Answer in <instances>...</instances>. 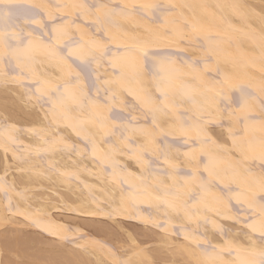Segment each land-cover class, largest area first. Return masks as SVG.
Wrapping results in <instances>:
<instances>
[{"label": "snow or ice", "instance_id": "1", "mask_svg": "<svg viewBox=\"0 0 264 264\" xmlns=\"http://www.w3.org/2000/svg\"><path fill=\"white\" fill-rule=\"evenodd\" d=\"M261 3L264 5V0ZM210 7V15L221 20L229 10L245 19L250 15L258 16L260 27L248 33V38L258 49L253 64L259 61L261 75L258 78L250 75L245 80L224 74L222 78L208 81L194 76L200 83L183 94L190 107L180 113L172 84L180 68L172 54L164 49L185 41L188 42L185 47H189L201 39L216 40L208 34L205 21L196 11ZM245 7L237 3L176 5L151 0L116 5L0 0V89L11 91L10 96L0 99V152L3 153L0 158V264H264V167L259 174L248 171L246 189L237 196L247 210L244 229L237 236L224 239L219 246L196 231L184 232V242L178 250L176 245L164 241L150 243L154 239L147 234L151 228L145 233L126 227L117 230L115 225L120 221L116 217L137 218L135 204L141 193L133 191L132 186L121 187L119 203L115 199L100 202L93 198L91 203L84 202L73 209L84 218L103 217L86 222L101 231L107 225L111 229L110 240L88 241L86 234L70 239L68 230L54 227L43 215L32 213L30 206L25 207L30 199V186L43 183L45 179L51 181L53 176L71 180L77 175L61 171L55 161L58 153L71 158L78 151L76 143L59 135L61 123L85 140V150L87 144L92 143L95 155L94 137L101 134L109 140L115 137L124 144L132 142L130 136H138L144 141L143 150L147 151L146 145L155 143L158 116L175 117L169 121V131L164 134L177 139L166 142V148L155 154L157 160H162L161 175L173 180L166 188L154 189L158 206L164 207L170 219L174 213L176 217L182 215L191 220L204 210L195 196L187 192L186 184L176 179L180 175L182 157L183 163L196 169L204 164L205 170L223 153L237 160L251 157L264 161V7L259 13L252 10L250 14L244 11ZM177 8L183 19L179 27L178 21L167 15L174 14ZM184 9L192 13L191 17ZM77 15L93 17L98 30L105 31L108 40L71 38L70 28L75 23L71 17ZM121 20L134 21L135 27L125 29L119 23ZM109 29L116 31L110 33ZM109 41L120 45L110 58L113 50L108 47ZM65 48L68 49L66 54ZM41 51L58 60L61 74L56 80L35 76L33 66L36 54ZM214 55L219 53L210 44L206 56ZM109 66L113 69L111 73ZM149 75L159 95L145 93L143 98L136 95V103L124 100L117 111V86L129 77L140 80ZM29 78L33 79V84L26 91L9 88L16 84L25 89L22 81ZM145 107L147 111H142ZM138 111L145 119L151 115V126H137L135 113ZM32 118L41 121L40 130L34 132L39 142L25 155L16 147L21 131L18 120ZM213 124L226 129L230 145L213 138L210 134ZM257 124L261 130L259 137L250 135ZM93 128L97 131L92 132ZM181 141L190 149L183 151L182 157ZM118 150V145L114 144L113 151ZM32 153L41 161L47 159L48 167L38 168L32 162ZM141 219L146 226L167 230L166 222L151 216ZM24 228L38 231L27 234ZM177 254L184 259L172 258Z\"/></svg>", "mask_w": 264, "mask_h": 264}, {"label": "bare ground", "instance_id": "2", "mask_svg": "<svg viewBox=\"0 0 264 264\" xmlns=\"http://www.w3.org/2000/svg\"><path fill=\"white\" fill-rule=\"evenodd\" d=\"M64 2L87 4L103 2L116 5L125 2H143V0H51V3ZM151 2L209 6L223 3H237L245 5L246 7L244 11L249 14L252 10L259 13L261 8L264 7L261 0H151ZM180 11L181 10L177 8L174 14H167L169 19H176L178 21L177 27L183 24ZM196 11L197 15L205 21L208 34L215 36L216 40L209 42L201 39L199 43H194L189 47H185V44L188 43L185 41L179 46L168 47L172 50H181L184 53L182 57L172 55V58L176 61V66L180 68V73L175 75L172 81L173 92L175 93L179 105L178 112L180 113H183L185 108L190 107L183 94L197 87L200 83V80L193 79L194 76L198 75L204 81H208L222 78L224 74H231L239 79L245 80L250 75L256 78L261 75L259 61L256 60L255 64H253L254 56H258V49L254 48L253 43L248 38V33L254 28L258 31L260 27L258 16L250 15L249 19H245L241 15L233 14L231 10H229L226 14V18L221 20L219 17H213L210 15L212 12L211 7L208 9H197ZM184 12L188 17H191L192 13L189 10L184 9ZM77 16L80 20L72 24L70 28L71 38L74 40H80L83 36L85 40L89 37H94L98 40H108V35L105 34V31L98 30L99 26L94 23L93 17ZM74 17L76 18V16H73L71 19L73 20ZM161 19H163V17H161ZM87 23H90L91 25L88 27V25H86ZM119 23L123 25L125 29H132L135 27L134 21L121 20ZM115 31L116 29H109L110 33H115ZM99 33H101V35H99ZM210 44L213 48L217 49L219 53L218 56L214 55L211 58L206 56ZM108 47L113 50V52L110 53V58L112 54L116 53V50L120 45L109 41ZM67 51L68 49L65 48L64 53L66 54ZM33 71L35 76L41 79L56 80L61 74L58 60L49 57L42 51L36 54ZM108 71L109 73L113 72L111 66H109ZM26 80L30 81L29 84H33L32 78ZM26 80H24V85L29 82H26ZM27 87L28 86H25V89H20L16 84L9 85V88L16 92L26 91ZM117 87L119 88V93L116 101V109L123 106L122 101L127 100L128 96H131L129 102L132 101V103H136L134 99L136 95H139L142 98L145 93L159 95V93L156 92L150 75L143 77L140 80L129 77ZM129 92H132L133 95H129ZM6 95L10 96L11 91L4 92L0 89V99H3ZM129 107H131V105ZM142 111H147V107L142 109ZM135 114L140 117L139 111ZM42 115L43 114L41 113V121ZM140 118L144 117L141 116ZM173 119H175V117L171 115L158 116L159 127H157V132L155 134V143L146 145L147 151L143 150L145 147L144 141L138 136H130L129 139L132 142L124 144L118 142L115 137H112L109 140L108 138L102 137L101 134L94 137L95 155L93 154L92 143H88L87 149L85 150V140L82 137H77L71 128H68L61 123L58 126L59 135L67 137L69 142L76 143L78 151L74 152L71 158L67 155L58 153L55 156V161L58 163L61 171L75 172L77 175L71 180H69L68 177L58 178L53 176L51 181L45 179L43 183H36L35 185L30 186V199L25 207L30 206L32 213L43 215L46 222H50L54 227L59 226L62 229L68 230L67 235L69 238H73L76 235L86 234L85 238L88 241L93 239H108L110 238L111 229L109 228L108 230L107 225L104 226V231H101L98 226L86 222L92 219L100 220L103 219V217H89L84 221V217H81L80 214L73 209L77 208L84 202L91 203L93 198L100 202L115 199V201L119 203L122 194V185L125 189L132 186L133 191L141 193L135 204L137 218L132 219V221H138L142 226L141 230L137 228V231L145 233L148 228L152 227L151 225L146 226L141 219H146L149 216L154 220H159L162 223L166 222L167 224L166 231L155 232L153 229L152 232L150 231L151 233L154 232V239L150 241V243L154 242L159 244L164 241L168 244L176 245L179 250V246L184 242L185 231H196L200 233L202 237L206 236L211 240L213 245L217 246L222 244L224 239H231L232 237L237 236V234L245 227L241 217H244L247 211L246 206L238 202L237 196L246 189V182L249 179L248 171L251 170L254 174L260 173L262 168L259 163L256 162L259 166H256L254 163V160L258 158L250 157L248 159L237 160L234 156L223 153L216 157L209 170H205L204 164H200L198 169H196L192 165L183 163L182 152L190 149L189 147H182V145L180 175L177 176L176 179L179 180L181 184H186L187 192L195 196L196 202H199L204 210L199 216L193 217L191 220L182 215L176 217L174 213L171 214L172 218L170 219L165 215L164 207L162 205L158 206V202L155 200L156 192L154 189L157 186L161 189L166 188L173 183V180L170 179L168 175H161L163 172L162 160H157L162 167L160 170L151 167L150 164L154 165L156 163V165H158L157 162L154 161V163L152 161L155 159V154L159 150L166 148V142H170L167 140L169 138L165 139V136H169L173 141V137L175 136L164 134L169 131V121ZM41 121H37L35 118L18 120V127L21 131L16 147L22 154L28 155V150L34 148L39 142V138L34 132L40 130ZM151 125V115H148L146 121H137V126L139 127H147ZM213 126H215V124ZM53 127L56 126L54 125ZM217 130L211 127L210 134L213 138H219L221 144L227 143V145H230L231 140L227 137L226 129L225 136H221ZM96 131L95 128L92 129V132ZM250 135L256 137L261 135V130L258 124L252 129ZM175 140L176 139H174V141ZM114 144L118 145L120 150L113 151ZM2 155L3 153L0 152V158H2ZM150 157L154 158L151 160V163L149 161L151 159ZM74 160L79 161V163L74 164ZM204 160L205 163H207L206 157ZM32 162L37 165L38 168H47L49 165L47 159L41 161L37 159L34 153H32ZM116 178H118V180ZM161 181L164 183L161 184ZM217 183L219 184L218 186L222 185L223 188L221 187L222 189H220L217 186ZM124 194L127 195V193ZM185 198H187V196H185ZM233 202L234 204L237 203L244 207L241 208L243 210L239 212H237L238 210L234 211V206L232 205ZM191 203L192 201H190V204ZM141 204H145L144 206H146V209L148 210L143 211L144 207H140ZM66 213L74 214L73 216L77 219L83 218V220L82 222L80 221L81 223L77 222V220H74L75 217H71ZM116 219L120 221L119 224L115 225L117 230L125 227V225L123 226L122 224L124 219L129 220V218L123 216L116 217ZM120 219L123 220L121 221ZM85 227H91V233L87 232ZM175 227L180 229V234ZM132 228L127 229L137 232L136 228H133V230ZM223 228L225 229L224 231H222ZM25 229L26 228H24L23 231L30 234V230ZM174 229L175 231H173ZM217 230L221 231V233ZM100 232L104 234L102 235ZM173 232H176V235L180 236H174ZM98 234L102 236H98ZM81 243H84V241H81ZM71 246L72 245H69V247ZM172 258L177 260L184 259V257L179 254Z\"/></svg>", "mask_w": 264, "mask_h": 264}, {"label": "rangeland", "instance_id": "3", "mask_svg": "<svg viewBox=\"0 0 264 264\" xmlns=\"http://www.w3.org/2000/svg\"><path fill=\"white\" fill-rule=\"evenodd\" d=\"M73 20L76 22V21H79L80 18H79L78 16H76V18L74 17ZM86 25H88V27H89L91 24H90V23H87ZM99 35H101V33H99ZM164 50H165V51L167 50V52L169 51V53H171L172 55H174V56H176V57H182V56L184 55V53H183L181 50H179V51H178L177 49L172 50V49H170V48H166V49H164ZM170 50H171V51H170ZM27 81H29V80H26V82H27ZM24 82H25V81L23 80V83H24ZM31 82H32V81H31ZM29 83H30V81L27 82V83H25V84H26L25 86H30L31 84H29ZM32 83H33V82H32ZM130 99H131V96H128L127 101H130ZM131 103H132V101H131ZM130 105H131V104H129V106H130ZM118 108H119V107H118ZM119 109H120V108H119ZM119 109H116V110L119 111ZM139 115H140V114H139ZM137 116H138V115H137ZM140 117H141V115H140ZM140 117H138V121H139V120L146 121V120L148 119V117H147L146 120H145V117H144V116H143L144 118H140ZM213 125H214V124H213ZM213 125H212L211 127H212L213 129H215V130L218 129L217 131L219 132V134H220L221 136H225V135H226V134H225V129H222V128H220V127H217L216 125H215V126H213ZM223 134H224V135H223ZM165 137H166L165 139L169 138V139H167V140H169L170 142H172V138H170L169 136H165ZM174 139H177V138L173 137V141H174ZM161 140H162V139H161ZM181 142H182V141H181ZM182 145H183V143H181V146H182ZM184 146H185V145H183L182 147H184ZM185 147H188V146H185ZM154 157H155V156H154ZM150 158H151V159H150ZM150 158H149V159H150L149 161H150V163H151V160L154 159V158H152V157H150ZM155 159H156V157H155ZM155 159H154L152 162L155 161V162L158 163L157 159H156V160H155ZM155 162H154V163H155ZM256 162L259 163V165H260L261 168L264 167V162H263V161H261V160H259V159H255V160H254L255 165H256V166H259ZM150 166L153 167V168L159 169V170L162 169V167H161V165H160L159 163H158V165H156V163H155L154 165H153V164H150ZM158 166H159V167H158ZM160 167H161V168H160ZM218 185H219V184L217 183V186H218ZM122 186H123V185H122ZM218 187H219L220 189L223 188L222 185H220V186H218ZM221 187H222V188H221ZM144 205H145V204H144ZM144 205H143V204L140 205V207H142V208L144 207V208H143L144 210H143V209H142V210H143V211L148 210V209H146L147 207L144 206ZM232 205L234 206V209H233V208H232V209H233L234 211L238 210L237 212L243 210V209H241V208H244V207H242L241 205H239V204H237V203L234 204V202H233ZM235 205H236V206H235ZM239 208H240V209H239ZM66 214H68V215L71 216V217L74 215V214H69V213H66ZM246 215H247V211H246V214H245L244 217H246ZM73 217H75V216H73ZM244 217H241V218L243 219V221L247 218V217H246V218H244ZM85 219H88V218H84V221H85ZM242 219H241V220H242ZM74 220H75V221L77 220V222H80V221L82 222L83 218H81V219L78 218V219H77V218L75 217ZM120 220H121V219H120ZM122 220H123V219H122ZM122 220H121V221H122ZM130 220H131V221H130ZM123 221H124V222H123ZM123 221H122V224H123V226L125 225L126 228L131 229L132 226H133V228H136V231L138 230L137 228H139V229L141 230V227H142V226H141V224H140L138 221H136V220H133V221H132V219H129V220H128V219H124ZM127 221H128V223H127ZM134 221H136L137 223L134 222ZM81 222H80V223H81ZM160 222H161V221H160ZM108 223H109V224H112V222H110V221H108ZM126 223H127V224H126ZM131 224H132V225H131ZM133 224H134V225H133ZM130 225H131V226H130ZM105 226H106V225H105ZM134 226H135V227H134ZM139 226H140V227H139ZM149 227H150V226H149ZM243 227H244V226H243ZM85 228H86V227H85ZM85 228H84V229H85ZM90 228H91V227L86 228V229H87V232H90V233H91L90 230H92V228H91V229H90ZM105 228H107V227H105ZM133 228H132V230H133ZM150 228H151V232H152L153 230H154L155 232H157V231L160 232V231H161V230L156 229L155 227H150ZM224 228H225V227H224ZM224 228L222 229V231H224V230L226 229V228H225V229H224ZM34 229H35V230H34ZM107 229L109 230V228H107ZM152 229H153V230H152ZM175 229L178 230V231L176 230L178 233L180 232V229H179L178 227H177V228L175 227ZM175 229H174L173 231H175ZM25 230H30V234H31V233H35L36 231H38V229H36V228H26ZM31 230H32V231H31ZM217 231H218L219 233H221V231H219V230H217ZM109 232H110V231H109ZM137 232H142V231H137ZM151 232L148 233V234H150L151 236L154 237V235H153L154 232H153V233H151ZM100 233H101V232H100ZM110 233H111V232H110ZM178 233H177V234H178ZM101 234H102V233H101ZM103 234H104V233H103ZM103 234H102V235H103ZM179 234H180V233H179ZM102 235H99V234H98V236H102ZM173 235L176 236V237L180 236V235H176V232H175V233L173 232ZM70 238H71V237H70ZM107 238H108V237H107ZM105 239H106V238H105ZM108 239L110 240V238H108Z\"/></svg>", "mask_w": 264, "mask_h": 264}]
</instances>
